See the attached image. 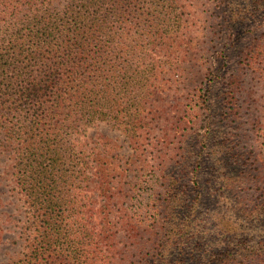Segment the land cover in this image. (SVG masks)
<instances>
[{"label":"trees","instance_id":"trees-1","mask_svg":"<svg viewBox=\"0 0 264 264\" xmlns=\"http://www.w3.org/2000/svg\"><path fill=\"white\" fill-rule=\"evenodd\" d=\"M39 1L0 0V21L5 23L0 25L4 32L0 34V136L13 157L16 182L40 232L29 255L18 264H110L106 255H97L103 243L115 251L121 264H264V182L248 171L203 179L201 165L192 169L181 162L184 153L178 144L171 155L149 153L156 162L152 176L164 186V203L159 204L154 193L147 223L136 226L131 219L104 213L101 233L87 228L81 238L70 189L77 178L72 136L84 125L104 122L135 142L143 129L156 131L157 125L150 124L145 113L159 91L157 65L164 62L153 55L170 56L183 34L184 19L178 0H68L62 8ZM213 1L216 6L231 2ZM231 4L230 29L237 33L230 35L232 43L221 51L223 66L228 62L227 48L241 42L242 28L264 18V0ZM262 57L264 30L243 51L239 64L252 67ZM217 74L212 72L210 84L197 95L196 101L206 110L212 108ZM245 87L237 75L223 92L222 110L227 108L228 116L238 123L244 116ZM150 113L154 120L160 118ZM224 136L228 135H223L218 152L225 151L227 162L239 163L248 153L238 152L237 144L226 142ZM106 152L94 161L108 196L110 185L122 173L118 158ZM217 184L223 190L220 199L226 194L232 197V208L221 215L212 214L206 202V194ZM116 195L109 196V202Z\"/></svg>","mask_w":264,"mask_h":264},{"label":"rangeland","instance_id":"rangeland-1","mask_svg":"<svg viewBox=\"0 0 264 264\" xmlns=\"http://www.w3.org/2000/svg\"><path fill=\"white\" fill-rule=\"evenodd\" d=\"M67 2L68 0H41L39 4L51 3L52 6L62 8ZM178 2L179 13L184 19L183 34L170 56L153 55L154 60L161 59L164 62L157 65L161 74L159 91L145 113L147 121L157 125L156 131L143 129L140 139L135 142L112 123L104 122L84 125L80 132L72 136L71 142L77 158V178L71 183L70 189L77 208L75 215L77 226L82 232L81 238L85 237L87 228L97 235L101 233L104 213L112 218L126 217L134 225L147 223L151 214L148 204L150 202V205H155L154 193L157 202L161 205L164 203V186L157 184L152 176L156 162L149 153L161 155L166 152L171 155L177 144L184 153L179 157L181 162L192 169L201 165L200 175L203 179L213 175L223 179L225 175H238L241 171H248L253 177L258 175L264 182V57L255 61L252 67L247 63L239 64L243 51L257 41L263 32L264 18L242 28L241 42L234 48H227L228 62L227 66H223L225 61L221 51L232 43L228 39L230 35L237 33L230 29L234 15L232 0L218 6L213 0ZM15 21L16 19L13 22ZM0 25L5 26V23L0 21ZM2 33L4 32H0ZM212 72H218L219 77L212 87V108L206 110L203 104H198L200 99L197 95L201 88L210 84ZM237 75L246 84L241 99L245 108L244 116L239 123L228 116L227 108L222 110L223 92L229 79ZM150 111L158 113L160 118L154 120ZM224 134L228 135L224 136L227 138L226 142L237 144L235 149L238 152L248 153L237 164L227 162L225 151L218 152L223 146ZM2 137L0 136V264H18L20 259L29 255L31 245L40 238V232L33 225L31 205L24 199L21 187L16 182L13 157ZM109 150L118 158L122 176L110 185L112 192L106 196L104 186L96 175L94 159L97 154H107L106 151ZM143 154L145 156L138 159ZM220 192L223 190L217 184L212 193L206 194V202L210 205L212 214L221 215L232 208V197L226 194L222 196L221 202L218 196ZM114 193L117 195L109 202V196ZM251 205L255 207V202ZM244 219L245 217H240V220ZM97 255H106L110 264H121L119 256L107 243H103L102 249L97 250Z\"/></svg>","mask_w":264,"mask_h":264}]
</instances>
